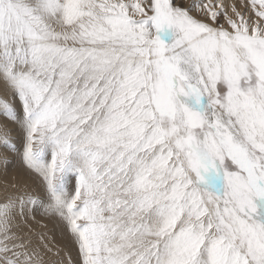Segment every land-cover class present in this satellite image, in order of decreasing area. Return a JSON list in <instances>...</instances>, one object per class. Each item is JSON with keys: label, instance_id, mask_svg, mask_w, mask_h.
<instances>
[{"label": "snow or ice", "instance_id": "snow-or-ice-1", "mask_svg": "<svg viewBox=\"0 0 264 264\" xmlns=\"http://www.w3.org/2000/svg\"><path fill=\"white\" fill-rule=\"evenodd\" d=\"M0 93V264H264V0H0Z\"/></svg>", "mask_w": 264, "mask_h": 264}, {"label": "rangeland", "instance_id": "rangeland-1", "mask_svg": "<svg viewBox=\"0 0 264 264\" xmlns=\"http://www.w3.org/2000/svg\"><path fill=\"white\" fill-rule=\"evenodd\" d=\"M219 2L225 3L230 13L233 4L237 8H240L242 2L246 3L247 0H219ZM248 14H251L250 10ZM0 123L7 122L4 121L3 117H0ZM9 127L13 126L9 124ZM13 176L18 181L17 183H21V185L27 184L30 188L34 186L33 181L28 177V174L19 162H16L10 167L7 174L4 173L3 166H0V196L3 193V179L11 181ZM34 217V219L31 216L29 217L27 227L24 228V231L30 235L33 246L40 245L39 251L43 256L45 264H67L69 255L75 260L77 258V252L64 223L56 217L45 216L42 211L34 213ZM29 229L31 230L30 232ZM41 237H43V241H41ZM42 244H47L52 251H47ZM57 249H59L58 255Z\"/></svg>", "mask_w": 264, "mask_h": 264}, {"label": "bare ground", "instance_id": "bare-ground-1", "mask_svg": "<svg viewBox=\"0 0 264 264\" xmlns=\"http://www.w3.org/2000/svg\"><path fill=\"white\" fill-rule=\"evenodd\" d=\"M9 177V176H8ZM19 177V176H18ZM10 178V177H9ZM21 178V177H20ZM3 181H4V179H3ZM18 182V181H17ZM21 182V181H20ZM3 184V183H2ZM19 184H21V183H19Z\"/></svg>", "mask_w": 264, "mask_h": 264}]
</instances>
